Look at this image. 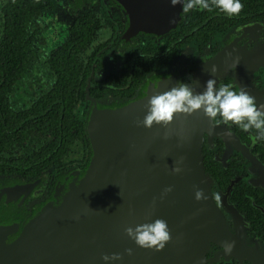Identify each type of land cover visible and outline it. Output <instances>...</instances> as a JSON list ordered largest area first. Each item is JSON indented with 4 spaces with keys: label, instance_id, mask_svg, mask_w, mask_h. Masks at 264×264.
<instances>
[{
    "label": "flooded vegetation",
    "instance_id": "af4514ba",
    "mask_svg": "<svg viewBox=\"0 0 264 264\" xmlns=\"http://www.w3.org/2000/svg\"><path fill=\"white\" fill-rule=\"evenodd\" d=\"M241 3L229 17L171 0H0V228L22 225L88 165L96 109L177 82L202 92L209 78L264 104V0ZM185 118L219 222L204 264H264V140L202 112ZM225 241L236 242L231 254Z\"/></svg>",
    "mask_w": 264,
    "mask_h": 264
},
{
    "label": "water",
    "instance_id": "95a60500",
    "mask_svg": "<svg viewBox=\"0 0 264 264\" xmlns=\"http://www.w3.org/2000/svg\"><path fill=\"white\" fill-rule=\"evenodd\" d=\"M153 94L92 111L85 125L91 146L88 165L68 171L54 198L22 225L0 228V264H204L209 241L220 231L199 136L181 126L186 122L181 115L168 129L137 127L135 121L144 118ZM180 157H185L184 170L173 174L171 167ZM168 186L173 191L161 200ZM194 186L208 199L197 201ZM156 218L166 220L171 230L163 250L141 248L125 234L126 227ZM113 253L122 259H102Z\"/></svg>",
    "mask_w": 264,
    "mask_h": 264
},
{
    "label": "clouds",
    "instance_id": "9594fccd",
    "mask_svg": "<svg viewBox=\"0 0 264 264\" xmlns=\"http://www.w3.org/2000/svg\"><path fill=\"white\" fill-rule=\"evenodd\" d=\"M171 4L173 6L182 4V11L185 13L197 6L209 11L212 10V6H215L229 17L239 15L244 7L241 0H210V2L209 0H186V2L185 0H171ZM227 55L229 58L232 57V53ZM239 60L240 57L238 56L234 59V68L239 64ZM217 72L218 67L212 65V76L215 77ZM196 83L177 82L170 90L163 92L156 90L145 105L147 112L144 118L135 121L136 126L151 129L156 124L168 129V126L176 116L183 115L187 117L196 112H202L211 123H219L220 121L217 119L219 117L223 122L234 124L244 131L255 129L257 135L254 140H264V104L257 105L256 98L245 87H240L239 90L234 89L231 84H222L217 87V80L209 78L205 83L204 90L196 92ZM225 135L230 136L231 132H226ZM169 138L170 133L166 131L164 139L167 140ZM184 160L185 157H180L174 161V166L171 167L173 174H179L184 170L181 167ZM172 191V186L166 187L161 193L160 199L162 200ZM195 199L201 201L207 200L208 197L202 188L195 187ZM212 199L217 206L221 205L222 197L220 193H213ZM155 203L154 198L153 209L155 208ZM124 231L139 247L155 249L156 251L163 250L172 239L168 223L162 218H156L153 221L138 224L135 227L128 226ZM235 243V241H225L223 243L224 252L231 254ZM132 251L131 248L126 249L128 255H132ZM102 259L108 262L122 259V256L118 253L105 254ZM200 264H203V261Z\"/></svg>",
    "mask_w": 264,
    "mask_h": 264
},
{
    "label": "trees",
    "instance_id": "16d2710c",
    "mask_svg": "<svg viewBox=\"0 0 264 264\" xmlns=\"http://www.w3.org/2000/svg\"><path fill=\"white\" fill-rule=\"evenodd\" d=\"M85 168H86V167H85ZM85 168H84V169H85ZM84 169H81V170H84Z\"/></svg>",
    "mask_w": 264,
    "mask_h": 264
}]
</instances>
